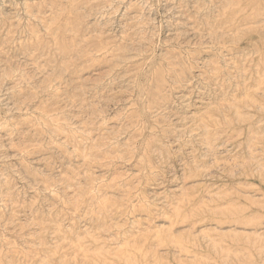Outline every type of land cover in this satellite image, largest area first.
I'll list each match as a JSON object with an SVG mask.
<instances>
[{"label": "rangeland", "instance_id": "1", "mask_svg": "<svg viewBox=\"0 0 264 264\" xmlns=\"http://www.w3.org/2000/svg\"><path fill=\"white\" fill-rule=\"evenodd\" d=\"M0 264H264V0H0Z\"/></svg>", "mask_w": 264, "mask_h": 264}]
</instances>
